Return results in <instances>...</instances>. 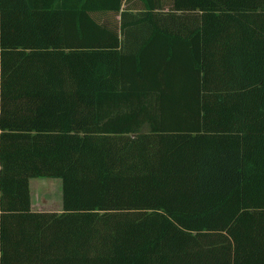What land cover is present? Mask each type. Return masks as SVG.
I'll return each mask as SVG.
<instances>
[{"label":"trees","instance_id":"trees-1","mask_svg":"<svg viewBox=\"0 0 264 264\" xmlns=\"http://www.w3.org/2000/svg\"><path fill=\"white\" fill-rule=\"evenodd\" d=\"M0 264H264V0H0Z\"/></svg>","mask_w":264,"mask_h":264},{"label":"rangeland","instance_id":"rangeland-1","mask_svg":"<svg viewBox=\"0 0 264 264\" xmlns=\"http://www.w3.org/2000/svg\"><path fill=\"white\" fill-rule=\"evenodd\" d=\"M29 187L33 202H43L45 209L53 211L60 200V180L54 179H31Z\"/></svg>","mask_w":264,"mask_h":264},{"label":"crops","instance_id":"crops-1","mask_svg":"<svg viewBox=\"0 0 264 264\" xmlns=\"http://www.w3.org/2000/svg\"><path fill=\"white\" fill-rule=\"evenodd\" d=\"M30 193H32V192L30 191ZM45 208H46V206H44L43 202L35 203V202H33V199L31 196V209L33 211H38V212H49V211H51V210H47ZM60 210H61V205H59V203H58L56 205V207L53 209V212H60Z\"/></svg>","mask_w":264,"mask_h":264}]
</instances>
